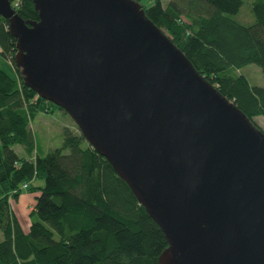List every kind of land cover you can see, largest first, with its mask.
<instances>
[{
	"label": "water",
	"instance_id": "water-1",
	"mask_svg": "<svg viewBox=\"0 0 264 264\" xmlns=\"http://www.w3.org/2000/svg\"><path fill=\"white\" fill-rule=\"evenodd\" d=\"M10 0L25 84L63 108L163 231L158 264H264V130L136 0Z\"/></svg>",
	"mask_w": 264,
	"mask_h": 264
},
{
	"label": "trees",
	"instance_id": "trees-1",
	"mask_svg": "<svg viewBox=\"0 0 264 264\" xmlns=\"http://www.w3.org/2000/svg\"><path fill=\"white\" fill-rule=\"evenodd\" d=\"M10 1L23 20H39L33 0ZM243 4L154 0L142 6L196 70L258 125L264 86L251 85L239 70L256 64L264 75V0L252 1L250 25L232 17ZM16 52L9 20L0 15V56L14 69L11 74L0 68V264H158L168 246L163 231L81 131L66 126L60 147L45 156L34 153L31 121L52 107L65 110L25 84ZM37 180L43 184L34 185ZM23 189L37 193L27 229L13 208Z\"/></svg>",
	"mask_w": 264,
	"mask_h": 264
},
{
	"label": "rangeland",
	"instance_id": "rangeland-1",
	"mask_svg": "<svg viewBox=\"0 0 264 264\" xmlns=\"http://www.w3.org/2000/svg\"><path fill=\"white\" fill-rule=\"evenodd\" d=\"M253 0H244V4L237 14H233L232 17L244 25H250L254 22L255 16L252 12L251 3ZM154 0H142L140 3L145 6H150ZM0 68L14 74V69L9 61L0 56ZM239 73L246 75L251 85L264 86V75L261 67L256 64H249L239 70ZM53 112H40L32 121L31 129L34 135V141L36 145V151L41 156H45L51 149L60 147L62 145L63 128L68 126L75 133H79V127L73 118L63 110H59L55 107ZM254 121L264 130V116H256ZM87 141L84 142V146L87 145ZM14 149L20 156H27V152L23 145L15 144ZM43 181L37 180L34 185H41ZM36 192H31L27 189H23L22 194L18 200L13 201V208L18 214L22 224L27 229L31 222L30 207L35 203ZM2 237V234L0 233Z\"/></svg>",
	"mask_w": 264,
	"mask_h": 264
},
{
	"label": "built area",
	"instance_id": "built-area-1",
	"mask_svg": "<svg viewBox=\"0 0 264 264\" xmlns=\"http://www.w3.org/2000/svg\"><path fill=\"white\" fill-rule=\"evenodd\" d=\"M23 187H24V188H27V187H28V183H24V184H23Z\"/></svg>",
	"mask_w": 264,
	"mask_h": 264
},
{
	"label": "crops",
	"instance_id": "crops-1",
	"mask_svg": "<svg viewBox=\"0 0 264 264\" xmlns=\"http://www.w3.org/2000/svg\"><path fill=\"white\" fill-rule=\"evenodd\" d=\"M34 204H35V203H34ZM34 204L31 205V207H30V211H31V209L33 208Z\"/></svg>",
	"mask_w": 264,
	"mask_h": 264
}]
</instances>
